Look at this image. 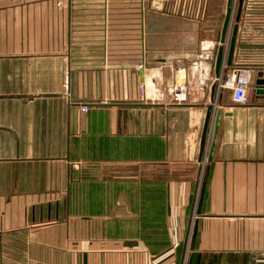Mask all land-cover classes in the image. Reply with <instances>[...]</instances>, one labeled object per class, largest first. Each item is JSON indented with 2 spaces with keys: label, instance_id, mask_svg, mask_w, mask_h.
<instances>
[{
  "label": "crops",
  "instance_id": "1",
  "mask_svg": "<svg viewBox=\"0 0 264 264\" xmlns=\"http://www.w3.org/2000/svg\"><path fill=\"white\" fill-rule=\"evenodd\" d=\"M185 1L0 0V264H180L191 214L185 264H264V0H237L230 64L210 47L186 101L143 102L212 42Z\"/></svg>",
  "mask_w": 264,
  "mask_h": 264
},
{
  "label": "built area",
  "instance_id": "2",
  "mask_svg": "<svg viewBox=\"0 0 264 264\" xmlns=\"http://www.w3.org/2000/svg\"><path fill=\"white\" fill-rule=\"evenodd\" d=\"M228 42V38L223 42L222 46L225 43V46ZM220 43V42H219ZM224 46V47H225ZM213 47V42L206 43L200 42L198 52L194 60L191 63L190 69V82L186 79V74L183 70L176 69L174 73V79L171 84L167 88V90H163L154 85V83L150 82L149 84L141 83L137 88L138 98L139 100L151 103V104H181L187 99L188 89H196L199 84L203 81V79L208 75L209 69L206 68L205 62L208 58H211L212 55L209 54V48ZM225 52V51H224ZM223 56L221 63L223 64ZM221 66V64H220ZM221 68V67H219ZM182 73V77L180 76ZM251 72L248 68H240L236 73L230 74L226 76L224 81L219 84V86L223 88H228L231 91V100L232 102L244 104L247 101V85L250 81ZM217 75L214 78L217 79ZM64 91L67 92V81H64ZM81 111H86L87 105L81 104ZM207 144L203 145V149L201 152V163L206 161L207 156Z\"/></svg>",
  "mask_w": 264,
  "mask_h": 264
},
{
  "label": "rangeland",
  "instance_id": "3",
  "mask_svg": "<svg viewBox=\"0 0 264 264\" xmlns=\"http://www.w3.org/2000/svg\"><path fill=\"white\" fill-rule=\"evenodd\" d=\"M185 4H188L191 12H197L196 19L199 20V31H198V39H205V38H212V42H214L213 45V54L215 52V48L217 45H219V36H220V27L222 26V21L224 18V12H225V6H226V0H186ZM238 4L237 0H232V11H231V17L228 23L227 31L225 32V40L226 35L227 38L230 36V30L232 29V26L235 24V16L234 13L236 11V5ZM202 16V17H201ZM244 14L238 18V22L241 21V25L246 27V24L244 22ZM240 25V26H241ZM243 27V29H244ZM250 34L256 35V29L250 28L249 31ZM205 37V38H204ZM200 42V41H199ZM199 42H197L196 49L198 50ZM223 44V43H222ZM212 54V56H213ZM193 216L191 214L190 220H189V226L187 231V236L184 240V250L182 255V261L180 264L186 263V258L190 250V241L189 237H191V233L193 231Z\"/></svg>",
  "mask_w": 264,
  "mask_h": 264
},
{
  "label": "water",
  "instance_id": "4",
  "mask_svg": "<svg viewBox=\"0 0 264 264\" xmlns=\"http://www.w3.org/2000/svg\"><path fill=\"white\" fill-rule=\"evenodd\" d=\"M231 11H232V0H226L224 18L222 21V26H221V31H220V39H219L220 44L217 46L215 60H214V73L215 74L218 73L219 67L221 64V60L223 56L222 43L225 41V32L227 31V28H228V23L231 17ZM236 33H237V24L235 23L232 26V29L230 30V36L228 38V50H227V55H226L227 65L230 64V61H231ZM262 73L263 72L261 71H257L255 74L256 78L254 80V84H255L257 93H264V75ZM210 114H211V106H208L206 108L204 122H203L202 130H201L200 140H199V154H201L202 149H203L204 137H205L206 127L208 124V119H209ZM220 117H221V111L215 110L214 116H213V124H212V135H211V140H210V144H209V147L207 150V156H206L207 162L211 159L213 151H214L216 133H217V128H218V124L220 121ZM193 236H194V231H192L191 240L193 239Z\"/></svg>",
  "mask_w": 264,
  "mask_h": 264
},
{
  "label": "bare ground",
  "instance_id": "5",
  "mask_svg": "<svg viewBox=\"0 0 264 264\" xmlns=\"http://www.w3.org/2000/svg\"><path fill=\"white\" fill-rule=\"evenodd\" d=\"M179 77H182V73H180V76Z\"/></svg>",
  "mask_w": 264,
  "mask_h": 264
}]
</instances>
